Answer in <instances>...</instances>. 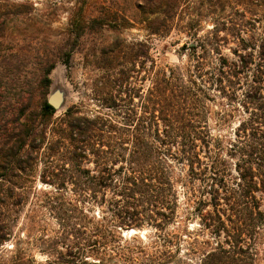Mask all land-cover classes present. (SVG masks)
Wrapping results in <instances>:
<instances>
[{
	"label": "trees",
	"instance_id": "16d2710c",
	"mask_svg": "<svg viewBox=\"0 0 264 264\" xmlns=\"http://www.w3.org/2000/svg\"><path fill=\"white\" fill-rule=\"evenodd\" d=\"M169 1L162 13L174 8ZM144 5L148 14L164 6L152 0ZM13 6L9 9L0 0V37L7 32L5 14L32 8L31 3ZM165 22L156 17L146 29L157 34ZM259 40L258 45L242 41L232 60L217 49H203L193 54L195 64L181 67L160 64L145 42L128 45L117 38L100 48L99 80L89 83L80 102L55 119L56 109L46 99L50 68L35 87L16 93L15 78L9 75L2 83L4 69L8 72L0 67V180L30 172L44 148V158L60 156L59 170L67 179L59 186L71 183L90 192L91 204L109 205L107 211L119 221L103 217L100 226L91 219L87 255L74 258L73 264H259L264 37ZM213 92L226 100L219 104V125L237 116L231 139L211 133ZM42 182L55 184L45 178ZM177 184L199 217L200 234L208 236L200 243L193 239L201 244L198 248H186L193 257L181 254L185 236L166 231L178 207ZM150 211L159 220L154 225L159 234L150 242L123 238L114 229L139 227L143 212L152 220ZM122 214L128 218L119 219ZM135 241L141 244H131Z\"/></svg>",
	"mask_w": 264,
	"mask_h": 264
},
{
	"label": "rangeland",
	"instance_id": "374dc122",
	"mask_svg": "<svg viewBox=\"0 0 264 264\" xmlns=\"http://www.w3.org/2000/svg\"><path fill=\"white\" fill-rule=\"evenodd\" d=\"M4 1L9 9L22 3H31L32 8L28 7L30 11L21 14H5L7 32L0 37V67L6 66L8 76L4 69L2 83L6 84L10 75L15 78L16 93L25 87L33 88L50 68L46 99L55 92L60 93L62 99L61 105L55 108L54 119L78 104L87 85L99 80L101 71L96 66L100 48L117 38L128 45L145 42L150 55L160 64L186 67L195 64V52L217 49L232 60V51L240 49L244 45L242 41L258 45L259 39L264 37V0H173L174 8L165 13L162 10L168 0H152L153 4L160 2L164 6L154 7L156 12L149 14L145 10L146 0ZM140 1L143 6L139 5ZM156 17L166 20V27L151 34L146 25ZM212 94L211 133L214 137L221 135L231 139L237 116L220 126L222 122L217 113L226 100L217 92ZM44 151V148L40 150L41 155L34 160L30 172L0 180L3 200L0 264H73L74 258L84 259L87 255L91 219L100 226L103 217L113 220V224L119 221L107 211L109 205L91 204L89 191L82 192L68 182H64V187L59 186L67 179L59 170L60 156L46 159ZM83 166L92 169V165ZM42 178L55 184L44 183ZM176 187L178 207L166 231L185 236L180 247L184 254L186 248H198L202 237L207 239L208 236L200 234L199 217L185 200V190L179 184ZM96 199L99 201L100 195ZM150 213L152 220L143 212L139 227L114 229L121 232L123 238L136 236L146 244L159 234L154 228L158 216ZM122 218L127 219L128 215L122 214L119 219ZM128 230L134 232L125 234ZM194 238L199 243H195ZM256 249L257 262L264 264V236ZM187 253L193 257L191 252Z\"/></svg>",
	"mask_w": 264,
	"mask_h": 264
},
{
	"label": "water",
	"instance_id": "95a60500",
	"mask_svg": "<svg viewBox=\"0 0 264 264\" xmlns=\"http://www.w3.org/2000/svg\"><path fill=\"white\" fill-rule=\"evenodd\" d=\"M61 94L55 92L47 98V102L54 108H58L61 105Z\"/></svg>",
	"mask_w": 264,
	"mask_h": 264
},
{
	"label": "bare ground",
	"instance_id": "6f19581e",
	"mask_svg": "<svg viewBox=\"0 0 264 264\" xmlns=\"http://www.w3.org/2000/svg\"><path fill=\"white\" fill-rule=\"evenodd\" d=\"M132 233L134 232V230L131 231Z\"/></svg>",
	"mask_w": 264,
	"mask_h": 264
}]
</instances>
